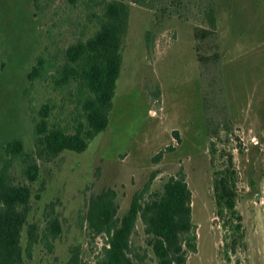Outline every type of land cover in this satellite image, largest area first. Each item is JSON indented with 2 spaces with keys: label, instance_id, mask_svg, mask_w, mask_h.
Masks as SVG:
<instances>
[{
  "label": "rangeland",
  "instance_id": "obj_1",
  "mask_svg": "<svg viewBox=\"0 0 264 264\" xmlns=\"http://www.w3.org/2000/svg\"><path fill=\"white\" fill-rule=\"evenodd\" d=\"M107 2L0 0V174L7 166L11 184L31 189L21 244L26 250L33 224L39 239L31 257L25 251L26 264H68L74 255L96 264L107 237L90 227L93 196L113 189L122 219L135 195L144 204L172 177H183L190 191L184 264H264V0H124L129 13L109 125L83 152L47 157L35 132L43 106L50 129L74 134L86 124L79 77L63 80L70 66L78 69L67 51L96 35ZM203 29L216 36L196 38ZM216 45L219 62L199 60ZM14 139L24 143L20 157L6 150ZM229 155L240 229L216 202L215 174ZM28 157L39 167L34 181ZM54 217L61 225L55 239L48 230ZM149 240L138 214L130 238L137 263H159Z\"/></svg>",
  "mask_w": 264,
  "mask_h": 264
},
{
  "label": "trees",
  "instance_id": "obj_2",
  "mask_svg": "<svg viewBox=\"0 0 264 264\" xmlns=\"http://www.w3.org/2000/svg\"><path fill=\"white\" fill-rule=\"evenodd\" d=\"M104 21L96 35L86 42L72 46L67 51L69 61L77 64L78 69L70 66L63 80L70 76L79 77L87 97L83 102L85 123H80L74 134H68L63 128H48V106H43L41 119L36 122V138L40 154L55 157L70 150L83 152L88 141L104 131L109 125V110L114 97L117 80L121 70V41L128 19V5L124 0H108ZM198 39H212L215 31L203 29L195 33ZM209 57L199 56L200 61L219 62L220 52ZM38 69H34V74ZM214 135L218 131L214 129ZM6 150L12 157L24 154V143L14 139L6 144ZM215 154L214 144L211 156ZM27 176L30 181L37 178L39 167L34 157H28ZM228 167L215 174L216 202L219 212L230 211L240 221L241 215L236 209V170L233 156L229 155ZM8 167L0 174V264H26L25 251L32 256L39 235L37 225L29 226V240L26 250L21 244L22 231L27 224L31 189L29 185H13L8 180ZM116 192L104 189L90 200L88 221L95 235L105 234L106 246L96 264H147L143 260L137 263L131 255L130 238L138 214L145 224L149 245L159 260L158 264H184L186 250L182 235L190 232L191 206L190 191L184 178H171L164 186V192L140 203L141 196L135 195L129 212L122 218L117 217L115 204ZM49 234L55 239L61 233L59 220L54 217L49 222ZM195 249V244L190 245ZM138 256V255H137ZM68 264H79L78 255L70 258Z\"/></svg>",
  "mask_w": 264,
  "mask_h": 264
}]
</instances>
